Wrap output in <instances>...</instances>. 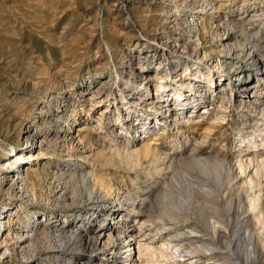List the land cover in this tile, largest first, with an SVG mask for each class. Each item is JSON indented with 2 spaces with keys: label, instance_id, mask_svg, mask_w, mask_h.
Instances as JSON below:
<instances>
[{
  "label": "rangeland",
  "instance_id": "374dc122",
  "mask_svg": "<svg viewBox=\"0 0 264 264\" xmlns=\"http://www.w3.org/2000/svg\"><path fill=\"white\" fill-rule=\"evenodd\" d=\"M183 1L0 0V164L4 165V168L0 169V217H2L1 220L5 228V230H0V242L9 230L10 233H13L12 229L18 225L17 221L22 218L21 215L23 213L26 214V211L30 208H34L35 213L28 211V214H24V216L30 222H35L36 224H39V221L44 218L45 213L46 216H55L56 214V219L59 217L57 212H60L58 215H67L63 210L69 208L64 207L62 200L56 197L58 192L55 195L53 193H55V189L63 185L66 188H70L71 184H63V181L55 179L52 174L54 172V174H59L66 169L68 164L70 165L74 160H77V163L84 164L86 167L89 166L91 168L93 166L96 173L103 174L108 180H111L114 183L113 187L117 186L120 189H117L120 196L123 197L126 192L132 193L131 196L135 199L147 196L148 201H151H149V204H151L147 206L151 208L149 209L153 212L154 219L160 229L164 225L163 222L171 223L169 214L176 216L179 222L178 220L176 221L177 224H175L174 229L167 226V228L160 230L163 232V236L168 238L169 235L167 234L175 233V239L180 244H184V247L190 245L198 247V252L193 254H189L187 252L188 249L173 250L174 255L171 258L161 259V257H157L154 259L155 262L153 261L151 264H175L176 261L184 264L186 260L183 259L190 256H195L194 261L196 264H244L242 249L246 245L245 242L242 243L239 240V243H236L237 245L234 244V247L232 246L233 250H228L227 244H219L201 226L203 218L211 217L214 212V208H212L214 206L211 204L213 199L207 194L208 191L215 187L214 182L216 180L212 174L209 173V175L202 172L197 166H192L191 168L189 166L186 167L187 165L185 164L186 166L179 165L180 168H178L176 165L175 168H172L175 170V172L172 171L174 176L167 182L158 172H156L157 174L155 173L157 176L155 174L151 175V170L146 167L144 169L143 167L130 165L132 163H128L129 161L123 156H120L121 158H117L114 154L107 156L109 164H104L106 163V160H104L106 157L97 159L90 156V150L93 149V146L86 144L87 138L92 136V138H96V140L92 139V141L94 140V152H97L96 150L100 148L106 149V147L110 146L108 129L112 127L111 124L117 123L116 127H119L123 117L134 115L125 114L124 116V112L132 111L133 107L131 106L138 103L136 99L134 101L131 96L125 95L124 101H127L125 104L128 106V102H130L131 106L128 109L126 107L123 109L124 107H119V103H117L121 93L117 91V98L119 99L112 102L109 100V93L106 91L108 84L112 82L111 78L116 75L115 70L119 74L128 70L124 66L125 63L136 62L146 54L148 56L144 57H150L146 61L148 67L156 66L157 61H160L161 67H164L166 65L165 60L173 59V64L169 61L166 68L164 67L166 76L169 78L167 83L171 87L165 90V93L170 90L176 91L178 88L187 89L186 86H190V83L193 82L190 76H194V72L196 75L207 74L208 71L210 73L216 71L215 75L218 74L217 69L212 67V63L207 60L216 59L218 56L215 45H211L213 36L205 33L203 28L197 23L201 20V17L203 18L204 15L211 12L212 9H209L210 7H216L219 4L218 0H207L206 2L211 3L207 6L203 5L205 7L201 5L203 0H195V4L191 5L195 8L188 9L189 11L200 10V13L190 15L187 10L188 12L184 15L176 14L175 19L179 24L180 22H183V24L185 22L184 26L189 24L194 26V28L187 34L190 38L185 39L188 49L181 48L177 52L178 56L179 52L183 53L184 58L180 56L177 58L168 52L166 35L177 28L172 26L173 22L167 23L165 17L166 15H171L170 13L173 10L184 9L182 7ZM232 1L244 6L242 0ZM252 4L255 8H264V0H247L245 6L248 7H243V10H246L244 14L247 13L246 18H249L253 12V9H251ZM238 15L236 14L235 16ZM182 16L185 17L180 21ZM170 17L173 18V16ZM254 25L256 24L253 22L252 28ZM263 29L264 25L261 32L264 31ZM261 35H264V33ZM213 38L215 39V37ZM213 41L215 43V40ZM161 52L164 53L165 58ZM128 59L131 60L128 61ZM180 61L192 67L194 66L195 69L187 68L191 66L184 64L180 66L174 64V62L180 63ZM181 68L185 69L182 70ZM149 69L150 71L143 75L145 78L153 76L152 68ZM223 76H217L216 78L220 86L222 84L225 85L227 82L222 80ZM82 86H88V89H86L88 92L81 90ZM153 87H156L155 82L149 80L143 86V92H141L151 97L153 95L152 92H154L152 90ZM198 88H205L206 90L204 84H200ZM93 89H99L100 93L98 92L91 96V90ZM117 90H119V87H117ZM135 90L138 91L137 89ZM80 91H86V94H82ZM161 91L162 88L159 93ZM252 91L247 90L246 94L250 95ZM81 94L82 97H80ZM197 95L199 96V94ZM82 98H85V100H82ZM88 98L95 99L97 102L93 104ZM203 99L206 101L203 100L197 106L199 109L194 112L195 116L193 117L188 116L193 113L190 109L187 108L188 111L185 109V112L180 109L177 113V118L183 115V113H180L181 111L185 115L182 116V119H174L177 123L173 120L176 125L170 123L172 122V117H174L171 113L172 106L163 107L162 109L165 111L157 113V122L153 120L155 125H157L148 133L147 137L149 138L146 139V133H144L141 138V134L135 135V139L151 141L156 147L167 146L177 142V145L181 144L178 149L181 148L180 150L181 152L184 151V154L189 152L195 157L211 155L212 159L216 158V156L219 158L224 156L226 159L233 160V157H238L236 154L238 153L237 148L241 139L240 134H238L239 126L240 128L243 127V130L247 132L252 131L254 126L251 122H245L240 110L236 107H231L233 104H229V108L225 109L224 113L226 115L231 114V116H227L225 120H217L211 128L210 123L216 119V116L223 114L216 107L218 106L217 104H220V96L218 94L213 97V108H211V111L207 110V113L204 112L203 106L206 105L205 107H207L208 98ZM228 99L226 98L227 101ZM149 100L151 98L137 105V107L146 110L151 105ZM101 111H103L102 115L99 114ZM99 115L101 119L98 122L96 120ZM188 117L192 118L191 122L184 121ZM239 119L245 122L242 126L235 123ZM160 126L163 131H157ZM123 127L128 130V127L124 126V124ZM43 132H47L46 138H52L53 134L57 135L55 136L54 144H46V139L42 140ZM83 137L85 139L82 140L81 144L79 138ZM153 137H155L154 140ZM185 138H188V141L184 140ZM261 138L263 139L264 136L256 137L257 143L263 142ZM117 139L119 140L118 143L122 142V139ZM61 142L63 145L60 144ZM39 149L47 153L37 156ZM170 149H168L169 152ZM20 152L25 157L24 159L18 158L19 155L16 153ZM77 153L86 156L89 162L80 158L77 159ZM29 154L32 155L27 157ZM14 159L15 163L12 164ZM69 160L70 162H68ZM140 160L142 163L144 162L143 157ZM20 162L22 166L17 169L16 166ZM11 165L12 167H10ZM10 168H14L19 175L14 187L11 186L15 182L16 177L14 171L11 172ZM62 168L63 170H61ZM35 171H37L38 175ZM150 176L152 177L148 178ZM222 178L225 181L227 180L225 175ZM136 186H139V189ZM226 186L224 185V187ZM245 188L243 189L245 190L244 193L251 194V190H246L249 189L248 187ZM222 191V193L217 195L218 199H223V196L227 195V190L223 189ZM156 192L158 196L154 197ZM107 198L108 200H106ZM231 198L232 202H230L235 204L232 205V212H235L233 210H235L239 200H237L236 196ZM247 199L249 200V197L243 199L246 204L248 202ZM111 200L110 196L105 195L104 205H109ZM119 206L122 208L121 204ZM261 208L263 213L261 212L258 215L262 216L258 221L260 224L258 222L256 224L258 228H256L255 232L257 233L255 235L257 234L258 250L264 259V229L262 230L264 225V202L261 203ZM117 215L118 212H115L111 215V218L117 221ZM107 217L101 215L92 223L98 225L100 222L102 223V218ZM210 217H208V221H211ZM97 220H100V222ZM261 222H263V225ZM161 224L163 225L161 226ZM245 230V225H240V227H235L228 231L227 237L236 242ZM238 236L239 238H237ZM137 237L140 238L141 236L138 234ZM62 238L65 239L64 236L59 239ZM197 238L200 240H197ZM59 239L54 234L49 238L45 236L42 240L35 241V247L37 248L32 247L28 253L39 255L44 247L58 246L59 244L57 243L63 241ZM150 240L148 238L147 241ZM9 241L13 242V240L8 238ZM187 242L190 244H187ZM201 243H204V247L209 248V250H203L202 246L200 247ZM68 246L74 247L72 251L73 253L75 252L76 259L75 261L73 260V264L80 263L81 258L84 257L83 254H95V257L97 255L99 257L100 253H102L101 248L91 247L92 249H89L87 246L84 248V246L80 247L78 244H69ZM0 251H3L2 245H0ZM228 255L230 256L228 257ZM15 258L10 255L6 258L3 257L0 259V264H17V258ZM90 261L89 264L98 262L93 257ZM37 263L42 264L43 260L39 259ZM44 263L48 264L49 262ZM256 264H264V261H258Z\"/></svg>",
  "mask_w": 264,
  "mask_h": 264
},
{
  "label": "bare ground",
  "instance_id": "6f19581e",
  "mask_svg": "<svg viewBox=\"0 0 264 264\" xmlns=\"http://www.w3.org/2000/svg\"><path fill=\"white\" fill-rule=\"evenodd\" d=\"M206 1L207 0H203L201 5L207 6L211 3ZM194 2L195 0H184L182 3V7H184V9L180 8L173 10L172 13H170L171 15H166L165 17L167 23L173 22L172 26L177 28L176 30H173V32L171 31L172 33L166 35L168 52L172 53L177 58L179 56L181 58L185 57L181 52H179L178 56L177 52L180 51L181 48L188 49L185 39L190 38V36H188L187 34L191 31V29L194 28V26L189 24L184 26L185 22L184 24L183 22H180L179 24L176 21L175 16L176 14H186L189 11L188 8H195L191 6ZM218 2L219 4L216 7L212 6L209 8L212 9L209 14L204 15V17H201V20L197 22L198 25L203 28V31L205 33H209L213 37H215V39L212 37L211 45H215L218 56L216 59L211 58L207 60L208 62L212 63V67H215L217 69L218 74L215 75L216 71L211 73L208 71L207 74L201 75H196V73L194 72V76H190L191 81H193L194 83L191 82L190 86L188 85L189 87L186 86L187 89L178 88L176 89V91L178 92L170 90L168 93H165V90L169 89L170 86L167 83L169 78H167L166 76L164 67L166 68L169 61H171L172 63L173 59L165 60L166 65L164 67H161L160 61H157L158 63L156 66L148 67V63H146V61L150 57H144L148 56L147 54L141 57L140 60L138 59L136 62H129L127 64L125 63L124 66L128 70H125V73L120 72L121 74H119L117 70H115L116 75L111 78L112 82L108 84L106 91L107 93H109V100H111L112 102L120 98L117 103H119V107H124L123 109H125V107L128 109L131 106L130 102H128V106L125 104L127 102L124 101L125 95H128L129 97L131 96L134 101L136 99L138 103L134 106H131L133 107L132 111L130 112L128 110L124 112V116L125 114L134 115L128 116L126 118L123 117V119H121V125L119 127H116L118 125L117 123L111 124L112 127L108 129L110 146H105L106 149L99 147L100 149L96 150L97 152H94L93 141L96 140V138L94 139L92 138V136H89L90 138H87L88 140L86 139L88 141H86V144L88 143L91 144L89 146H93V149L90 150V156L97 159L100 157H106L104 159L106 160V163L104 164H109V162H107V156H111L112 154L117 156V158L123 156L129 161L128 163H132L130 165H136L143 168L146 167L148 170H151V175H154L156 172H158V174L163 176L164 180H167V182L170 181L174 176L173 173L175 172V170L172 168H175L176 165L178 168H180L179 165L182 166L185 164L187 165H185L186 167L189 166L191 168L192 166H197L202 172L212 174V176L216 180L214 182L215 187L208 191L207 194L213 199V203L211 204H213L214 207H211L214 208V212L211 217L208 216L211 218V221H208V217L203 218V220L201 221V226L204 228L206 233L215 238L214 240H217L219 244H227L226 246L228 250H233V245H237L239 243V240L242 243L245 242L246 245L242 249V254L244 256L243 259L245 260L244 264H246L247 262L248 264H256L258 261H264L263 257L261 256V252L258 250L259 247L256 238L257 234L255 235V233H257L255 232L257 230L256 228H258L256 224L262 216H258L262 212L261 203L264 202V138H261L263 142L260 144L257 143L256 139L257 136H264V35H261L262 33H264V31L261 32V29L264 25V8H255L252 4L251 9H253V12L251 13L249 11L251 14L249 18H246L247 13L244 14L246 10H243V7L245 6V4H247V0H242V4H244V6L233 3L232 0H218ZM200 12V10H193L189 11L188 13H190V15H192L193 13L196 15V13ZM238 13L240 14L238 15ZM236 14L238 16H235ZM170 16H173V18H171ZM183 17L185 16H182V18L180 17V21L183 19ZM253 22L256 25H254V27L252 28ZM213 40H215V43ZM161 54L164 57V53L161 52ZM130 60L131 59H128V61ZM174 64H177L178 66H180L181 64L191 66L182 61H180V63L174 62ZM149 68H152L153 76H146L147 78H145L143 75L150 71ZM185 68L181 69L184 70ZM187 68L195 69L194 66ZM222 75H224L222 77V80L227 82L226 84L224 83L225 85L222 84V86H220V83L216 81V78L217 76ZM149 80L155 82V86L157 87H153L152 90L154 92H152L153 95H151V97H149L145 93H142L143 86H145V84H147ZM200 84H204L206 90L205 88L199 89L198 86H200ZM117 87H119V90H117ZM161 88L162 91L159 93V90ZM86 89H88V86H82L81 88V90ZM135 89H137L138 91H136ZM208 90L209 92H207ZM247 90L253 91L249 95L246 94ZM86 91H80V93L86 94ZM99 91V89L91 90V96H94ZM117 91L121 93V97L119 98H117ZM82 94L80 95V97H82ZM197 94H199V96ZM218 94L221 100L219 102L220 104H217L218 106H216L215 104L214 105L217 107V110L223 114L219 115L218 117L216 116V119H214V121L210 123L211 128L214 126V123H216L217 120H225L227 116H231V114L226 115V113H224V110L229 108V104H233L231 105V107H236L238 110H240V113L245 118V122H251L254 126V129L249 132L243 130V127L240 128L239 126L238 134H240L241 139L240 143L238 144L239 147L237 148L238 153L236 155L238 157H233V160L226 159L224 156L220 158L216 156V158L212 159L211 155L195 157L189 152L188 154H184V151L181 152V148L178 149L181 144L177 145V142L167 146L162 145L160 147H156L151 141L135 139V135L141 134V138L144 133H146L145 138H149L147 137L148 133L157 125H155V122L153 120H157V113H162V111H165L162 109L163 107H166L167 105L169 107L172 106L171 113L172 115H174V117L170 115L173 118L171 119L172 122L170 123L176 125L177 122L174 119H182V116L185 115V109L186 111L190 109V111L193 112L192 115H188L189 117L195 116L194 112H197L196 110L199 109V107L197 106L203 100L206 101L203 98H208L209 105H207V107H205L206 105L203 106L204 112H206L207 110L211 111V108H213V97L215 95L217 96ZM227 96L229 97L230 101ZM148 98H151V100H149L151 101V105L147 108L148 111L147 109L143 110L137 107V105L146 102ZM226 98L228 99V101L226 100ZM82 100H85V98H82ZM89 100H91V103L93 104L97 102L95 101V99L90 98ZM180 109L184 112L181 111L180 113H183V115L177 118V113ZM102 112L103 111H101V113L99 114L102 115ZM100 115L96 120L98 122L100 121L99 119H101ZM189 117L184 121L191 122L192 118ZM239 120L235 121V123L236 125L240 124L242 126L245 122L242 119L240 121ZM123 124L124 126L128 127V130L123 127ZM161 126L159 127V129L157 128V131H163L162 129H160ZM86 129L88 130L87 127ZM43 133L44 134L42 136V140L46 139V144H54L53 142L55 141V136L57 135H54L52 133V138H46L47 132ZM156 136L158 135L156 134ZM117 138L122 139V142L118 143L119 140ZM154 138L155 137H153V140ZM84 139V137L79 138V142L81 143ZM92 139L94 140L92 141ZM184 140L188 141V138H185ZM60 144H62V142ZM170 148L172 149V151ZM168 149H170V152ZM39 150L40 151L37 156L47 153L44 150ZM16 154L19 155L18 158H25L21 154V152ZM31 155L32 154H29L27 157H30ZM76 156H78L77 159L80 158L83 161L89 162V159H87L86 156L79 155L78 153L76 154ZM142 157L144 158L143 163L140 160V158ZM103 158L101 159L103 160ZM76 161L77 160H74L72 163H70V165H66V169H64V171H61L60 173L58 172L59 174H54L55 172L52 174L55 179L57 178V180L63 181V184H71L70 188H66L63 185L64 187L61 186L58 189H55V193H53V195H55L56 192H58L56 194V197L62 200L61 202L64 207L69 208L63 210L67 213V215H58V213L60 212H57V216L62 218L58 217V219H56V214L55 216H46L45 213L43 216L44 218L39 221V224H36L35 222H30L27 218H25V213H23L21 215L22 218L17 221L18 225L15 226L16 228L12 229L13 233H10L9 230L6 233L5 237L2 238L0 245L3 246V251H0V259L3 257L6 258L10 255L17 258V264H38L37 262L39 261V259L43 260L42 264H45L44 262L47 261L49 262L48 264H73L76 259V255L75 252L73 253L72 251L74 250V247H69V244H78L80 247L84 246V248L87 246L89 249H92L91 247H96L101 248L102 250V253H100L99 257H97V254L96 257L94 256L95 254H83L84 257L82 258L85 259L81 258V261L78 264H89L92 257L98 261L97 263L94 262L95 264H151L157 257H161V259L166 257L171 258L172 255H174L173 250L178 251L180 248L184 250L188 249L187 252L189 254L198 252V247L196 246L190 245L188 247H184V244H180L179 241L175 239V233L167 234L169 235L168 238H165L163 236V232H161L160 230L167 228V226L174 229L175 224H177L176 221L178 220L176 216L169 214V220L172 224L170 222H163L164 225L161 224V226L163 225V227L160 229V226H157V222L154 219L155 216L152 214L153 212L150 211L151 208L147 206L151 204H149L150 200L148 201L147 196L137 198L136 195H134L137 198L135 199L131 196L132 193L130 194L129 192H126V194H124L122 197L119 195L120 189L117 186L113 187L114 183L111 180H108L103 174L96 173L93 166L91 168L89 166L86 167L84 166V164H80L79 162L77 163ZM68 162H70V160ZM14 163L15 159L12 160V164ZM21 166L22 165L20 162L18 166H16V168L18 169V167ZM10 167H12V165ZM88 167L89 169H87ZM2 168H4V165L0 164V169ZM61 170H63V168ZM10 171H14V175L16 177L15 182L12 184V186L10 185L11 187H14V184L17 183V178H19V175L14 168H10ZM35 173H37V171H35ZM223 175L227 177V182L223 180ZM151 177L152 176L148 178ZM224 181L226 182V184ZM224 185L227 186L224 187ZM136 187L139 189V186ZM245 187H248L249 189H246ZM244 188L246 190H251V194H245V190H243ZM223 189H225V191L227 190V195L223 196V199L219 198V200L217 198V195L219 193H222ZM114 192L115 194H113ZM105 195L110 196V198L112 199L107 206L104 205ZM154 195V197H157L158 193L156 192V194ZM233 196H236L237 200H239L235 210H233L235 212H232V205H235L231 203V197ZM247 197H249V200L247 199L248 202L246 204V202L244 203L243 199H246ZM108 198L106 200H108ZM67 199L68 201H66ZM120 204L122 208H120ZM125 204L126 206L128 205L127 208H125L126 206L124 207ZM28 211L30 213H35L34 208L28 209L26 211V214H28ZM115 212H118L117 221H114L111 218V215H113ZM101 215H105L108 217L102 218V223L100 222V220H97L98 222H100V224L97 225L95 223L97 226L94 225L92 222ZM1 218L2 217H0V230H5ZM258 224H260V222H258ZM261 224L263 225V222H261ZM240 225H245L246 230L243 234L240 233L242 234V236H240V238L238 236V241L234 242L233 239L230 240L227 237V233L235 227H240ZM99 226L101 227L99 230H97ZM263 227L262 230L264 229ZM153 232L155 233L153 234ZM52 234H54L58 239L63 236L65 237V239H59L63 241L57 243L59 244L58 246L51 245L44 248L42 247L43 249L41 253L39 252V255H36V253H28V251L32 249V247L37 248L35 247V241H40L45 236L48 238L52 237ZM138 234L141 236L140 238L137 237ZM8 238L13 240V242H8ZM148 238L151 240L147 241ZM226 239L228 240L227 242ZM197 240L200 239L197 238ZM188 242L187 244H190ZM203 244L201 243L200 247L202 246L203 250H209V248H205ZM229 256L230 255H228V257ZM194 257L195 256H190L186 259H183L186 260L185 263H183L196 264L194 261ZM195 260L197 259L195 258ZM191 261H193V263H191ZM175 264H180V262L176 261Z\"/></svg>",
  "mask_w": 264,
  "mask_h": 264
}]
</instances>
